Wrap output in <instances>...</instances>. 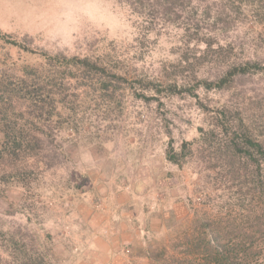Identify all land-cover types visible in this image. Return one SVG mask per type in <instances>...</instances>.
Listing matches in <instances>:
<instances>
[{
    "label": "rangeland",
    "instance_id": "rangeland-1",
    "mask_svg": "<svg viewBox=\"0 0 264 264\" xmlns=\"http://www.w3.org/2000/svg\"><path fill=\"white\" fill-rule=\"evenodd\" d=\"M0 29L51 53L117 57L130 77L161 83L179 75L170 62L193 45L171 24L146 33L118 0H0ZM228 40L237 56L258 52L264 24L250 17ZM241 82L264 88V78ZM135 87L131 81L119 115L90 114L79 130L59 132L60 159L27 190L2 196L0 188V230L48 233L58 264H164L239 244L247 264H264V191L240 187L199 137L208 110L227 94L198 88L197 98L162 91L143 100ZM183 144L185 160L169 161V145L178 152Z\"/></svg>",
    "mask_w": 264,
    "mask_h": 264
},
{
    "label": "trees",
    "instance_id": "trees-1",
    "mask_svg": "<svg viewBox=\"0 0 264 264\" xmlns=\"http://www.w3.org/2000/svg\"><path fill=\"white\" fill-rule=\"evenodd\" d=\"M142 19L144 31L171 24L191 49L180 52L165 82L130 77L124 64L111 55L94 57L51 53L31 46L0 29V185L27 190L52 169L62 155L58 133L79 130L90 114L109 119L119 115L131 81L133 94L150 100L154 94L198 97V88L226 93L208 110L206 127H198L211 160L226 168L239 186L264 191V88H243L247 78H264V44L258 52L237 56L228 40L240 23L250 18L264 24V0H118ZM203 45L199 47L198 45ZM189 53L191 55H189ZM208 65L206 73L199 70ZM147 92H151L148 95ZM199 103V99L197 100ZM202 104V103H199ZM201 107V105H200ZM169 145L166 158L181 164L189 153ZM188 152V153H187ZM77 178L79 180H77ZM79 188L83 178L72 180ZM0 230V264H58L60 255L47 246L50 236L32 230ZM203 259L172 258L164 264H247L246 249H215ZM233 254V255H231ZM220 256V257H219ZM153 263V262H152ZM150 263V264H152Z\"/></svg>",
    "mask_w": 264,
    "mask_h": 264
}]
</instances>
